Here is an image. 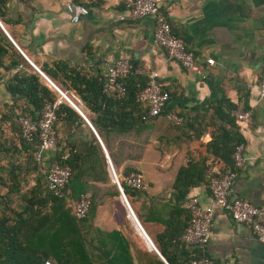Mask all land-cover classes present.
<instances>
[{
  "label": "crops",
  "instance_id": "1",
  "mask_svg": "<svg viewBox=\"0 0 264 264\" xmlns=\"http://www.w3.org/2000/svg\"><path fill=\"white\" fill-rule=\"evenodd\" d=\"M72 1L77 0H0V28L14 45L0 34V122H17L20 115L37 120L44 101L59 96L51 80L73 102L65 101L58 114L59 150L78 154L96 137L107 161L114 153L120 171L133 166L144 176L146 186L133 210L153 244L140 228L127 224L118 198L110 197L89 213L83 229L90 264H157L160 259L170 264L160 246L175 235L172 228L179 230L187 221L184 212L172 210L178 205L184 209L191 195H199L204 204L210 201L209 168L203 171L204 181L184 198L176 188L179 170L190 158L198 165L224 167L208 143L223 123L220 107L227 111V101L253 116L252 125L237 121L245 161L237 169L234 194L264 208V102L258 97L264 77V0H157L174 33L196 57L191 69L156 42L153 17L121 19L128 13L126 0H98L77 23L66 9ZM121 59L131 61V75L138 80L158 72L171 99L161 115L147 122L100 134L95 122L101 113L125 121L143 114L134 104L113 106L101 100L96 77L102 78ZM99 104L101 111L95 110ZM169 112L181 115L183 123L171 122ZM55 154L47 151L45 160L49 163ZM81 192L74 195L75 203ZM215 210L210 242L200 254L215 264H264V241L225 209ZM179 250L168 247L167 252L181 260Z\"/></svg>",
  "mask_w": 264,
  "mask_h": 264
},
{
  "label": "trees",
  "instance_id": "2",
  "mask_svg": "<svg viewBox=\"0 0 264 264\" xmlns=\"http://www.w3.org/2000/svg\"><path fill=\"white\" fill-rule=\"evenodd\" d=\"M0 18L3 20L1 5ZM0 34L13 45L1 28ZM131 74L126 78L127 95L119 99L105 94L101 77H96L101 100L106 105L134 104L143 108V114L135 121H125L122 116H116L113 113H101L99 121L95 122L100 134L103 129L131 128L140 122H147L150 118L149 105L139 100V92L146 86L148 76L145 79L140 77L138 80ZM30 79L39 83L36 75H31ZM139 81L140 84H137ZM57 98L58 96L51 95L44 101L42 114L37 120L43 116L46 104L54 102ZM224 103L227 106V111L224 106L220 107V110L224 111L223 117L221 116L223 123L214 129L212 140L208 143V149L215 159L224 162L222 173L238 169L235 165L234 154L237 147L241 143H245L241 127L234 114L237 105L231 104L230 101ZM62 104L57 109V119L54 125L56 132V123ZM95 110L101 111L102 105L99 104ZM24 116L28 115L18 116L17 122H0V186L6 187V193H0L2 200H0V264H43L47 259L54 264H90L89 240L83 230L84 226L87 227V217L91 211L103 205L110 197L121 195L118 185L112 179L110 163L96 137L91 142L85 143L84 147L79 149L78 154H75L73 150L61 151L58 146L56 154L52 156L49 163L45 159H38L36 154L40 146V139L36 136L30 141L23 136L19 120ZM110 154L113 166L119 174L123 176L132 172L141 174L139 169L133 166H127L123 172L120 171L115 154ZM54 161L68 166L72 172L64 197L56 196L49 188L46 170ZM209 165H198L190 158L188 163L181 167L176 179L178 197L184 198L192 186L204 181L203 171L208 170ZM30 170L38 172L36 183L24 191L25 184L28 183L26 172L28 173ZM96 182H102L105 185H99ZM122 185L128 199L134 205L135 200L139 198L145 187H130L123 181ZM80 191H90L92 194L90 210L87 216L82 219L77 218L74 208V204H76L74 195L79 194ZM12 194H17L23 203L14 210L13 214H8L6 208L10 206L9 201H12ZM177 209L178 212L185 213L187 221L179 230L172 228L175 235L167 239V242L160 246V250L170 264H190L193 258L206 255L200 254L199 247L190 245L182 239V235L190 223L191 212L188 208L182 209V206L178 205L176 209L172 210V214ZM138 217L141 220L139 214ZM169 231L170 229L167 234ZM165 244L167 249L168 247L180 249L181 260L169 255ZM157 264L166 263L160 259Z\"/></svg>",
  "mask_w": 264,
  "mask_h": 264
},
{
  "label": "built area",
  "instance_id": "3",
  "mask_svg": "<svg viewBox=\"0 0 264 264\" xmlns=\"http://www.w3.org/2000/svg\"><path fill=\"white\" fill-rule=\"evenodd\" d=\"M97 1L77 0L68 2L66 9L70 14L71 20L75 23L79 22L82 16L90 12V5ZM126 6L128 13L126 17L122 15L121 19L127 17L132 19L145 16L153 17L155 20L156 42L166 49L169 56L178 60L184 67L195 68L196 57L194 53L187 47L186 42L174 33L171 23L165 13L161 11L157 0H126ZM207 61L211 64L214 63L213 58H208ZM134 70L135 68L131 61L127 59L119 60L101 78L104 93L114 98H124L128 90L126 78ZM147 76L148 81L146 86L139 92V100L149 105L151 116H159L165 111L171 99V93L162 86L158 72H151ZM50 83L57 90L59 96L54 102L46 104L43 116L39 120H35L31 116H24L19 120L22 134L27 140L31 141L36 136L39 137L40 146L36 156L40 160L45 159L47 151H57L58 149V137L54 126L58 107L65 101L73 103L64 90L51 80ZM258 97L259 100L264 102V77L259 84ZM234 113L240 124H253V116L250 110L238 108ZM167 116L171 122L177 124L183 121L182 116L178 113L169 112ZM244 147L245 144L241 143L235 151L234 159L237 168L241 167L245 161ZM110 166L112 178L121 191L124 190L122 181L134 188L146 186V181L142 174L132 172L123 176L116 171L111 163ZM221 169L218 163L212 162L210 164V180L208 183L210 201L208 204H204L199 195H191L185 200L184 206L190 210L191 220L182 235V239L186 243L204 250L212 236V226L216 216L215 207H220L228 211L236 221L251 227L257 236L264 241V208L255 205L245 197L234 194L233 186L238 170L222 173ZM46 172L49 188L56 196L64 197L66 186L72 175L71 169L54 161L48 166ZM122 200L129 210L127 200ZM91 204L92 194L90 192L82 193L78 203L74 206L77 218L86 217ZM43 264L54 263L47 259ZM190 264H215V262L208 256H202L193 258Z\"/></svg>",
  "mask_w": 264,
  "mask_h": 264
},
{
  "label": "rangeland",
  "instance_id": "4",
  "mask_svg": "<svg viewBox=\"0 0 264 264\" xmlns=\"http://www.w3.org/2000/svg\"><path fill=\"white\" fill-rule=\"evenodd\" d=\"M172 139H174V138H172ZM30 169H31V167H30ZM37 174H38V172H33L32 170H30L28 173L26 172V177L28 178V183L25 184L24 191H25L26 188H30L36 183V175ZM0 193H2V194L6 193V187L5 186H2V185L0 186ZM11 197H12V201H9L10 206H7V208H6V210H7L6 212L8 214H13L14 210L19 208L20 205L23 203V200H21V198L17 194H12ZM116 197L119 200V204H117V206H119V211L122 212L125 215L126 220H127V224L129 226H132V227L136 228L139 231V229H138L139 227H138L137 223L134 221V219L131 216H129V210H128L127 206L125 205L124 201L122 200L121 195L116 196ZM129 202H130V200H129ZM130 204H131V202H130ZM131 206L134 208V205L131 204ZM144 239H145L144 240L145 243L147 244L148 243L147 239L146 238H144Z\"/></svg>",
  "mask_w": 264,
  "mask_h": 264
},
{
  "label": "water",
  "instance_id": "5",
  "mask_svg": "<svg viewBox=\"0 0 264 264\" xmlns=\"http://www.w3.org/2000/svg\"><path fill=\"white\" fill-rule=\"evenodd\" d=\"M108 160H109V162H110V163L112 164V166H113V163H112V161H111V159H110L109 156H108ZM113 167H114V166H113ZM112 179H113V178H112ZM113 181H114V180H113ZM118 187H119V186H118ZM119 190H120V193H121V198H122V199H126L127 202H128V204H129V215H130V216H131V214L133 215L134 220L136 221L138 227L142 230V232L145 233V231H144V229H143V227H142V225H141V223H140V221H139L137 215L135 214V212H134V210H133V207L131 206V204H130V202H129V199H128V197H127L125 191H124V190L121 191L120 187H119ZM145 236H146V238L148 239L149 243H150V244H153L152 241L149 239V237L147 236L146 233H145ZM152 247H154V246L152 245Z\"/></svg>",
  "mask_w": 264,
  "mask_h": 264
},
{
  "label": "bare ground",
  "instance_id": "6",
  "mask_svg": "<svg viewBox=\"0 0 264 264\" xmlns=\"http://www.w3.org/2000/svg\"><path fill=\"white\" fill-rule=\"evenodd\" d=\"M126 205V204H125ZM131 217L134 219L133 215L131 214ZM133 221V220H132ZM142 231V230H141ZM153 248V247H152Z\"/></svg>",
  "mask_w": 264,
  "mask_h": 264
}]
</instances>
